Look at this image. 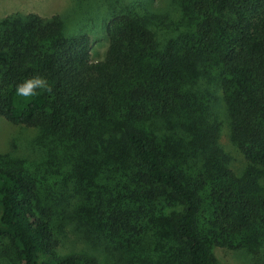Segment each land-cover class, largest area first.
Instances as JSON below:
<instances>
[{"label":"trees","instance_id":"1","mask_svg":"<svg viewBox=\"0 0 264 264\" xmlns=\"http://www.w3.org/2000/svg\"><path fill=\"white\" fill-rule=\"evenodd\" d=\"M178 3V21L117 11L99 61L59 16L0 21V117L70 167L55 186L54 148L36 167L0 159V264H100L62 252L69 217L131 264H218L212 248L264 263V0ZM34 78L47 90L18 95Z\"/></svg>","mask_w":264,"mask_h":264},{"label":"rangeland","instance_id":"2","mask_svg":"<svg viewBox=\"0 0 264 264\" xmlns=\"http://www.w3.org/2000/svg\"><path fill=\"white\" fill-rule=\"evenodd\" d=\"M178 0H0V21L10 16H26L36 14L44 18L59 16L64 23V32L67 36L87 34L91 38L90 60L99 61L106 55L109 36L107 26L117 11L141 13L143 15L171 14L178 21V15H173L174 9L178 8ZM219 96L215 104V111L225 120V107ZM220 142L227 152L232 156V167L239 171L245 160L241 153L234 147L231 141L230 130L227 122H224ZM39 132L21 126H14L0 117V159L11 157L15 160H23L27 165L35 167L45 162L54 148L56 160L54 162L56 185L60 184V178L70 170L68 165L62 164L61 155L55 151L53 144L45 140H39ZM158 140H165L159 136ZM59 161V163L57 162ZM49 173L51 167L46 166ZM75 178L70 185L73 186ZM72 201V200H71ZM69 217L65 224L63 234V253L88 251L96 256L100 264H129L124 260L121 253L109 248L104 240H99L94 231L88 230L86 226H79ZM212 254L218 264H264L260 258L258 263L249 249L223 250L212 248ZM150 256V257H149ZM145 262L140 264H165V258L149 255ZM131 264V263H130Z\"/></svg>","mask_w":264,"mask_h":264},{"label":"clouds","instance_id":"3","mask_svg":"<svg viewBox=\"0 0 264 264\" xmlns=\"http://www.w3.org/2000/svg\"><path fill=\"white\" fill-rule=\"evenodd\" d=\"M47 90L46 82L40 78H34L17 85L16 92L18 95L23 97H29L35 95V89Z\"/></svg>","mask_w":264,"mask_h":264}]
</instances>
